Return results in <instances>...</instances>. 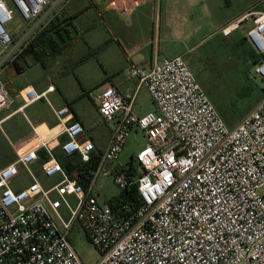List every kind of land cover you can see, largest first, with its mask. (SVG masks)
Returning <instances> with one entry per match:
<instances>
[{
	"label": "built area",
	"instance_id": "1",
	"mask_svg": "<svg viewBox=\"0 0 264 264\" xmlns=\"http://www.w3.org/2000/svg\"><path fill=\"white\" fill-rule=\"evenodd\" d=\"M67 1L0 0V71ZM136 3L109 0L107 8L125 14ZM14 14L23 26L11 34L6 25ZM249 18L246 40L264 54V9L222 33ZM254 66L264 82V60ZM123 72L146 89L153 110L136 115L135 93L122 96L110 85L92 91L110 126L103 150L65 106L54 111L58 133L25 153L13 147L15 160L0 166V264H84L71 241L76 229L98 251L95 264H264V96L229 127L181 55L150 67L128 64ZM52 90L19 94L29 104ZM12 101L0 79V108ZM137 132L144 144L124 165L120 155ZM19 171L30 182L15 189ZM39 174L60 180L44 187ZM108 182L119 192L100 200Z\"/></svg>",
	"mask_w": 264,
	"mask_h": 264
},
{
	"label": "crops",
	"instance_id": "2",
	"mask_svg": "<svg viewBox=\"0 0 264 264\" xmlns=\"http://www.w3.org/2000/svg\"><path fill=\"white\" fill-rule=\"evenodd\" d=\"M108 2L68 0L51 20L60 15L71 18L66 26L69 46L38 62L26 56L29 66L21 74L14 75L10 64L0 71V79L13 96L11 103L0 108V166L15 160L13 147L25 153L37 146L39 138L58 133L54 111L65 106L83 125L96 150H103L110 126L100 119L92 91L110 85L122 96L135 93L133 111L144 115L153 107L144 109L143 98L149 96L146 89L124 75L128 64L150 67L162 57L181 55L196 75L201 70L199 63L212 61L211 55L217 54L219 44L228 38L223 28L248 11L264 9L257 8L258 0H137L122 14L109 10ZM260 2L264 6V0ZM249 29L235 40L248 44ZM50 86L53 90L33 103L26 104L19 94L24 88L42 93ZM39 180L44 187H51L60 177L39 174ZM29 182L19 171L12 186L22 189Z\"/></svg>",
	"mask_w": 264,
	"mask_h": 264
},
{
	"label": "rangeland",
	"instance_id": "3",
	"mask_svg": "<svg viewBox=\"0 0 264 264\" xmlns=\"http://www.w3.org/2000/svg\"><path fill=\"white\" fill-rule=\"evenodd\" d=\"M257 4L259 9L264 7L260 0ZM253 21L254 18H249L243 22L241 28L235 29L237 31L230 39L231 31L228 38L219 44L217 54L211 55L212 61L199 63L201 70L194 75L219 116L229 127L236 125L264 96V82L254 72V65L262 61L263 54L257 53L249 43L248 45L242 40H235L241 32L253 26ZM22 26L21 19L14 14L6 29L9 33L15 34L21 31ZM26 56L29 61L33 59L29 54ZM143 100L144 109L153 107L149 96H144ZM143 144L144 139L141 134L132 133L120 155V161L125 165ZM118 192V189L108 182L100 200L115 196ZM71 241L84 264H95L98 261V251L88 242L82 230L76 229Z\"/></svg>",
	"mask_w": 264,
	"mask_h": 264
},
{
	"label": "trees",
	"instance_id": "4",
	"mask_svg": "<svg viewBox=\"0 0 264 264\" xmlns=\"http://www.w3.org/2000/svg\"><path fill=\"white\" fill-rule=\"evenodd\" d=\"M70 21L71 18H65L63 15L51 20L25 51L10 64L13 68L14 75L21 74L29 66L28 61L25 59L26 54L31 55L34 62H38L45 57H54L67 48L69 44L66 40L69 38V32L66 26L70 24ZM20 59L22 61H19ZM261 60H264V54ZM62 164L67 171L70 170L66 159H62ZM127 194L128 191L126 190L122 193L121 197L124 199L129 198Z\"/></svg>",
	"mask_w": 264,
	"mask_h": 264
},
{
	"label": "bare ground",
	"instance_id": "5",
	"mask_svg": "<svg viewBox=\"0 0 264 264\" xmlns=\"http://www.w3.org/2000/svg\"><path fill=\"white\" fill-rule=\"evenodd\" d=\"M229 29H232V28H229Z\"/></svg>",
	"mask_w": 264,
	"mask_h": 264
}]
</instances>
